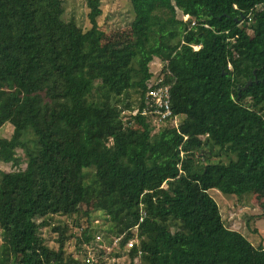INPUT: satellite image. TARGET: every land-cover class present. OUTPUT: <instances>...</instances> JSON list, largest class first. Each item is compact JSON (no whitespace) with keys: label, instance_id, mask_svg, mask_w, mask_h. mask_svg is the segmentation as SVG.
I'll return each instance as SVG.
<instances>
[{"label":"trees","instance_id":"trees-1","mask_svg":"<svg viewBox=\"0 0 264 264\" xmlns=\"http://www.w3.org/2000/svg\"><path fill=\"white\" fill-rule=\"evenodd\" d=\"M95 1L84 33L64 0H0V264H86L92 203L128 264H264L210 194L264 195V0H128L140 64L93 40ZM156 58L179 127L142 114Z\"/></svg>","mask_w":264,"mask_h":264},{"label":"rangeland","instance_id":"rangeland-1","mask_svg":"<svg viewBox=\"0 0 264 264\" xmlns=\"http://www.w3.org/2000/svg\"><path fill=\"white\" fill-rule=\"evenodd\" d=\"M65 2V20L75 18L77 21L79 30L81 32L89 31L93 26V20L90 17V13L93 10L90 6V0H64ZM94 9L97 14L93 18L97 23L94 41L98 44L112 43L115 49L119 53L131 54L135 61L140 64L149 52V42L147 35L144 31L134 30L132 28V22L135 14L133 7L128 0H96L93 3ZM188 18V17H186ZM162 63L159 59L151 64V71H160L162 69ZM124 112L123 114H125ZM159 128H157L158 130ZM13 134V126L6 124L0 129V138L11 137ZM25 157V155H23ZM25 167V166H24ZM15 168L12 164L0 162V177L1 173L13 171ZM210 194L218 202L221 213L227 227L238 230L243 233L251 242L256 246L261 241H264V195L257 197V195H250L243 199L234 195H226L219 190H211ZM87 210L89 212H87ZM81 217L83 220L89 219L92 229V236L101 237V233L108 231L109 223L102 212L97 210L96 204L92 203L90 206L82 207ZM42 234L47 240V243L53 247H57L56 239L57 233L52 232V223H70L75 225L74 219H68L65 217H58L54 221L41 219ZM74 233L81 234V229L74 227ZM254 230H258V233H253ZM2 229L0 227V244L3 242L1 236ZM101 246L108 247L109 243L103 238ZM109 239V238H108ZM112 241L115 238H111ZM105 244V245H104ZM93 246V245H89ZM76 240L70 239L67 244V250L74 256L82 255L85 259V253H79L76 251ZM88 251H93L91 248ZM87 251V252H88ZM90 257H94L89 254ZM97 257L102 254L96 255ZM137 264H141L137 260ZM129 258L127 256L117 257L108 256V260L103 264H128Z\"/></svg>","mask_w":264,"mask_h":264},{"label":"built area","instance_id":"built-area-1","mask_svg":"<svg viewBox=\"0 0 264 264\" xmlns=\"http://www.w3.org/2000/svg\"><path fill=\"white\" fill-rule=\"evenodd\" d=\"M188 17V18H186ZM185 20H189V15L185 16ZM195 49H199V46H195ZM164 64H162V69L160 71H154L153 77L149 84V89L146 93V104L145 108L142 111V114L152 115L155 117L157 115L159 117V121L171 120V123L175 125V127H179V119L178 115L174 114V111L171 107V89L172 85L170 83H165V78L167 75L164 72ZM170 74V73H168ZM139 110H135L133 112L134 115L138 114ZM157 120V118H156ZM123 237V236H122ZM122 237L115 238L114 241L102 235L101 237L96 236L97 247L95 246H88L87 249L91 248L93 251H88L85 256V263L86 264H103L108 260V256L111 255L113 251V247L119 246V242ZM103 238L109 243L108 247L101 246L100 243H103ZM113 238V237H112ZM105 245V244H104ZM133 242L130 241L128 243V247H131ZM96 251V252H95ZM89 254H92L94 257H90ZM102 254V256L97 257L96 255Z\"/></svg>","mask_w":264,"mask_h":264},{"label":"water","instance_id":"water-1","mask_svg":"<svg viewBox=\"0 0 264 264\" xmlns=\"http://www.w3.org/2000/svg\"><path fill=\"white\" fill-rule=\"evenodd\" d=\"M253 83V81H249L247 84H246V86L244 87V89H246L248 86H250L251 84Z\"/></svg>","mask_w":264,"mask_h":264}]
</instances>
